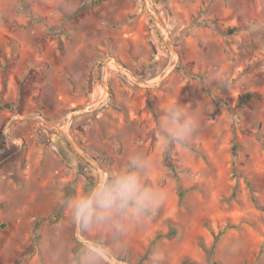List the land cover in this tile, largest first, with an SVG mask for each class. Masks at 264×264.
<instances>
[{
    "label": "rangeland",
    "instance_id": "1",
    "mask_svg": "<svg viewBox=\"0 0 264 264\" xmlns=\"http://www.w3.org/2000/svg\"><path fill=\"white\" fill-rule=\"evenodd\" d=\"M111 58L129 75H106ZM177 101L201 126L166 145ZM131 170L166 192L155 214L77 224L68 202ZM213 246L220 264H264V0H0V264H211Z\"/></svg>",
    "mask_w": 264,
    "mask_h": 264
},
{
    "label": "clouds",
    "instance_id": "2",
    "mask_svg": "<svg viewBox=\"0 0 264 264\" xmlns=\"http://www.w3.org/2000/svg\"><path fill=\"white\" fill-rule=\"evenodd\" d=\"M158 126L166 145L182 144L198 138L201 113L177 101L167 105L158 118ZM136 167H144L133 161ZM167 198L165 191L145 185L135 170L115 175L107 183L103 180L88 192L70 202L68 207L77 224L85 226L111 220L117 231L124 229V221L143 222L150 218Z\"/></svg>",
    "mask_w": 264,
    "mask_h": 264
},
{
    "label": "trees",
    "instance_id": "3",
    "mask_svg": "<svg viewBox=\"0 0 264 264\" xmlns=\"http://www.w3.org/2000/svg\"><path fill=\"white\" fill-rule=\"evenodd\" d=\"M77 12H78V11H77ZM77 12H75V13L69 15V16L72 17V16H73L74 14H76ZM231 30H232L231 32H234V31H235L234 29H231ZM250 96H251V95H250L249 93H248V94H245L244 96L241 97L239 103H240L241 105H245L246 102L250 99ZM151 106L153 107V109H155L153 105H151ZM239 147H240V146H239V143H238L237 141H235V143H234V145H233V154H234L235 158L238 157V154H239ZM170 165H171V169H172L173 175H174V177H175V178L177 179V181H178V189H179L180 204H182L183 201H184V199L187 197L188 193L190 192L191 188H186V187H184V186L181 184L176 166H175L172 162L170 163ZM234 171H235V174L238 175V173H237V168H236V167H234ZM154 214H155V213H154ZM154 214H153V215H154ZM153 215H152V216H153ZM38 221H40V220H38ZM221 233H222V232H221ZM221 233H219V234L217 235V237H216V241H218V240L220 239V237H221ZM176 234H177V229H176L174 226H172V227L170 228V230H169L167 233H165V234H164V233H159V234H157V235L155 236L154 240L152 241L151 246L154 245V244H155L160 238H162V237L171 238V237H174ZM82 245H83V244L80 243L79 247H76V248H75V259H76V260H79V258L81 257V255H82L83 252H84V251L82 250V248H81ZM151 246H150V247H151ZM150 247H149L147 253L149 252ZM214 250H215V246H213L211 249H209V250L207 251V252H208V260H209V263H211V264H220L218 261L212 259V258H213V255H214ZM183 264H198V263H196V262H192V261H189V260H185V261L183 262Z\"/></svg>",
    "mask_w": 264,
    "mask_h": 264
},
{
    "label": "water",
    "instance_id": "4",
    "mask_svg": "<svg viewBox=\"0 0 264 264\" xmlns=\"http://www.w3.org/2000/svg\"><path fill=\"white\" fill-rule=\"evenodd\" d=\"M111 64H115L117 65L121 70H123L126 74L129 75V71L127 70V68L124 67V65L118 61L117 59L115 58H111L109 59V61L107 62L106 64V75L108 74V70H109V66ZM174 66H171L169 67L160 77V80H163L173 69ZM159 83V82H158ZM158 83H147V84H143V86H146V87H154L156 85H158ZM105 87H107V80L105 81ZM107 100V95H105L104 97H102L101 99L89 104V105H86L82 108H79V109H75L73 111H71L70 113H68L62 120V123H61V128L63 130L66 131V126H67V123L69 122V120L77 115H80V114H83V113H87V112H90L96 108H98L99 106H101L105 101ZM68 139L70 141V143L80 152V153H85V151L79 147V145L74 141L73 137L68 134ZM102 171V169H101Z\"/></svg>",
    "mask_w": 264,
    "mask_h": 264
}]
</instances>
